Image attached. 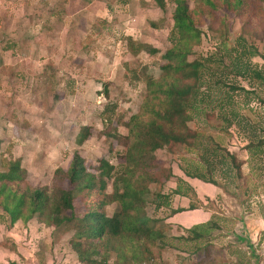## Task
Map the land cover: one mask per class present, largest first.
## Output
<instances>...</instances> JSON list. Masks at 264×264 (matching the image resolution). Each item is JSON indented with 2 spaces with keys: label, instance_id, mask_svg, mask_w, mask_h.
<instances>
[{
  "label": "rangeland",
  "instance_id": "374dc122",
  "mask_svg": "<svg viewBox=\"0 0 264 264\" xmlns=\"http://www.w3.org/2000/svg\"><path fill=\"white\" fill-rule=\"evenodd\" d=\"M185 1L193 6L194 0ZM164 2L161 11L153 0H0V173L17 163L24 171L23 184L50 189L59 182L54 179L56 171L67 170L75 153L89 173L96 174L102 159L121 171L125 148L108 134L115 130L127 135L125 124L140 110L146 80L162 74L175 9L174 0ZM250 6L249 19L242 20L215 5L203 18L201 45L189 60L208 58L222 42L231 48L238 37L264 54V44L250 36L259 22L260 28L264 26V0ZM253 12L259 17H253ZM245 20L253 24L244 26ZM137 48L141 51L134 53ZM250 62L254 68L264 67L259 56ZM214 81L209 74L203 78L200 92L205 102L190 110L188 127L201 137L202 146L190 152L184 145L165 147L155 153V171L161 168L171 178L162 190L150 186L146 213L157 221L154 227L162 230L166 247L157 242L152 247L153 260L146 264H254L247 258L248 241L253 242L256 254L263 255L258 244L264 246V194L262 187L256 193L251 189L257 182L255 163L244 150L246 137L224 118L235 111L254 122L264 120V104L259 102L264 99V84L250 73L238 75L236 71L222 79L221 85ZM240 87L251 93L245 95ZM84 128L89 129V136L78 145L77 135ZM215 144L243 162L240 190L232 184L228 189L218 188L184 174L183 169L208 174L203 150L216 148ZM215 174L219 177L221 169ZM111 182L107 192H111ZM176 189L187 193L185 206L202 207L210 214L202 221L210 230L206 239L185 240L188 230L200 223L184 227L180 225L186 222L184 218L170 221L175 211L168 202L155 209V194L161 191L170 202ZM246 192H251L248 203ZM115 210L118 205L114 203L106 213L111 216ZM74 212L78 217L84 213L78 199ZM72 233L68 228L55 231L36 217L11 224L0 208V264H79L68 243ZM207 241L211 246L205 259ZM238 253L245 259L239 260ZM108 264L123 263L111 254Z\"/></svg>",
  "mask_w": 264,
  "mask_h": 264
},
{
  "label": "trees",
  "instance_id": "16d2710c",
  "mask_svg": "<svg viewBox=\"0 0 264 264\" xmlns=\"http://www.w3.org/2000/svg\"><path fill=\"white\" fill-rule=\"evenodd\" d=\"M153 1L158 9L164 11V0ZM253 1L257 3L258 0H194L190 8L185 0H174L173 26L168 37L171 46L164 54L165 63L160 67L162 74L158 79L146 80L140 110L125 124L127 135L122 136L115 130L108 134L125 148L121 171L102 159L95 168L96 174L89 173L82 157L75 153L67 170L56 171L54 179L59 182L49 189L23 184L24 171L20 170L17 163L11 165L8 172L0 173V208L11 224L36 217L39 222L55 231L61 228L71 229L73 233L68 243L79 264H108L111 254L123 264H146L153 260L152 247L157 242L165 247L166 244L163 242L165 236L162 230L154 227L157 221L151 220L146 213L148 196H151L150 186L157 185L162 190L163 183L171 178L161 168L155 171V153L165 147L184 145L190 152L202 146L199 142L201 137L196 131H190L188 122L191 119L190 110L205 102L200 89L205 84L202 82L203 78L208 74L215 77L214 83L217 85H221L220 81L234 71L238 75L250 73L255 81L264 84V67L254 68L250 62V58L254 56H259L264 61V54H260L256 46L249 45L240 37L235 39V46L231 48H227L226 42H222L218 51L208 58L198 56L189 60L195 47L201 45L202 33L199 27L215 5L225 7L242 20L243 17L249 19ZM258 9L261 10L260 7ZM255 16L259 17V13L253 12V17ZM251 23L245 20L243 25ZM259 26L250 32V36L264 44V26ZM213 31L218 32L217 29ZM137 51L141 50L137 48L134 53ZM156 52L157 50H150L151 54ZM239 89L245 95L251 93L244 88ZM252 94L256 95L254 92ZM259 102L264 104V99H259ZM227 115L224 120L229 124H236L239 132L246 137L244 150L255 163L257 184L251 189L256 193L257 188L262 187L264 194V120L260 118L261 122H254L252 119L239 117L235 111ZM88 136V128L81 130L76 138L77 144L81 145ZM214 146L217 147L205 146L203 150L208 174H193L183 169L184 174L218 188L225 189L232 184L240 190L238 182L243 177V162L225 147L217 144ZM220 169L219 177L224 183L215 174ZM110 181L111 192H107ZM64 183H67L66 187ZM160 193L161 191L153 196L157 199L154 200L156 210L169 203V196ZM173 193L187 195L180 189ZM245 195L248 203L251 192H246ZM76 199L84 207L81 217L74 212ZM114 203L118 205V210L108 216L106 208ZM195 208L194 205L189 207L190 210ZM211 225L214 229L222 230L216 223ZM209 231L208 225L201 224L189 229L190 236L185 240L206 239ZM210 246L207 241L204 246L205 259L209 255ZM246 249L248 260L253 259L254 264H259L260 255L256 254L253 244L248 241ZM198 250L199 248L194 252ZM241 257L238 259H245Z\"/></svg>",
  "mask_w": 264,
  "mask_h": 264
},
{
  "label": "crops",
  "instance_id": "0c3cea01",
  "mask_svg": "<svg viewBox=\"0 0 264 264\" xmlns=\"http://www.w3.org/2000/svg\"><path fill=\"white\" fill-rule=\"evenodd\" d=\"M188 183L190 185H192L191 182H188ZM198 183L203 184L202 182H198ZM198 183H197V187H202L203 189H205V188L210 189L209 188L210 185L209 186H207V185L200 186ZM214 193H216V192L214 191ZM197 199H199V198H197ZM186 203H188V198L184 197V196L176 195L172 199H170V202H169L170 206L169 207H170V209L175 211V213L170 217V221H172L174 223H178L180 218H182V219L184 218L186 222H183V223L180 222V225H183L184 227H189V226H193V224H198V223H200L198 225H201L202 221L208 220L210 214L208 212H205L202 207L190 210L189 209L190 205L185 206ZM171 204H172V206H171ZM252 244H253V242H252ZM259 247L261 249L263 248V255H264V246L262 244H260ZM263 255L260 256L261 261L259 264H264V259L262 258Z\"/></svg>",
  "mask_w": 264,
  "mask_h": 264
}]
</instances>
